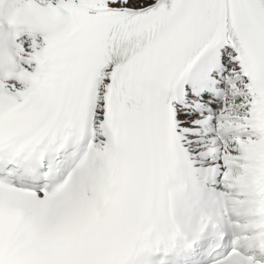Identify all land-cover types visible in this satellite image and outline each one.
Returning a JSON list of instances; mask_svg holds the SVG:
<instances>
[{
  "label": "snow or ice",
  "instance_id": "1",
  "mask_svg": "<svg viewBox=\"0 0 264 264\" xmlns=\"http://www.w3.org/2000/svg\"><path fill=\"white\" fill-rule=\"evenodd\" d=\"M0 264H264V0H0Z\"/></svg>",
  "mask_w": 264,
  "mask_h": 264
}]
</instances>
